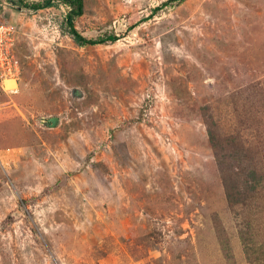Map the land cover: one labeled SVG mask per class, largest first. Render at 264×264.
I'll list each match as a JSON object with an SVG mask.
<instances>
[{"label": "rangeland", "instance_id": "374dc122", "mask_svg": "<svg viewBox=\"0 0 264 264\" xmlns=\"http://www.w3.org/2000/svg\"><path fill=\"white\" fill-rule=\"evenodd\" d=\"M44 1L0 0V264H264V189L226 194L264 170V0H84L87 46Z\"/></svg>", "mask_w": 264, "mask_h": 264}, {"label": "trees", "instance_id": "16d2710c", "mask_svg": "<svg viewBox=\"0 0 264 264\" xmlns=\"http://www.w3.org/2000/svg\"><path fill=\"white\" fill-rule=\"evenodd\" d=\"M56 0H46L42 3H34L30 5L31 9L36 11L43 10L47 8L55 7ZM62 1L67 6L71 7L70 12L67 15V24L70 29V35L73 39L81 46L94 45V44H103L106 42H116L118 39L115 36H109L106 39L100 40H89L82 36L75 26L74 19L79 17L84 12V0H59ZM213 136V135H212ZM233 141V140H232ZM248 151V150H247ZM238 163L241 169L232 170L233 175L237 176L239 179H244L242 187L240 190L227 191V200L229 206H236L237 204H243L245 202L246 195L248 193H256L258 189H264V170L259 167V158L252 155V152L249 151V156L245 157L241 152H246L244 148H238ZM244 190V191H243ZM226 248V247H225ZM255 248V247H254ZM263 250V251H262ZM261 254L263 255L264 249L261 248ZM262 264V263H260Z\"/></svg>", "mask_w": 264, "mask_h": 264}, {"label": "built area", "instance_id": "2783aa9c", "mask_svg": "<svg viewBox=\"0 0 264 264\" xmlns=\"http://www.w3.org/2000/svg\"><path fill=\"white\" fill-rule=\"evenodd\" d=\"M15 38L11 28L0 22V83L5 79L17 81L19 62L15 55Z\"/></svg>", "mask_w": 264, "mask_h": 264}]
</instances>
